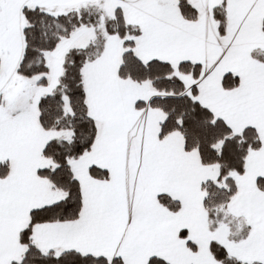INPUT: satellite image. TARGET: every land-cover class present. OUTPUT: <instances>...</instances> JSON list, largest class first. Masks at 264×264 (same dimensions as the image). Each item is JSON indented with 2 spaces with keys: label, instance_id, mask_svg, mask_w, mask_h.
<instances>
[{
  "label": "snow or ice",
  "instance_id": "snow-or-ice-1",
  "mask_svg": "<svg viewBox=\"0 0 264 264\" xmlns=\"http://www.w3.org/2000/svg\"><path fill=\"white\" fill-rule=\"evenodd\" d=\"M0 264H264V0H0Z\"/></svg>",
  "mask_w": 264,
  "mask_h": 264
}]
</instances>
